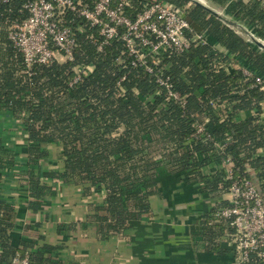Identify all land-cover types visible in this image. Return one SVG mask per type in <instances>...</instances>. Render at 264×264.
Returning <instances> with one entry per match:
<instances>
[{"label": "trees", "instance_id": "16d2710c", "mask_svg": "<svg viewBox=\"0 0 264 264\" xmlns=\"http://www.w3.org/2000/svg\"><path fill=\"white\" fill-rule=\"evenodd\" d=\"M25 1L9 0L0 16V111L10 110L26 125L28 161L21 175L29 187L28 207L37 211L42 206L51 179L104 191L103 201L92 204L81 222L84 227L95 226L105 239L125 233L134 221L150 213V197L159 191L164 175L171 174L200 184L197 189L214 200L202 221L209 241L224 228L235 232L231 219L218 217L219 222H210V214L231 205L222 198L231 184L226 168L204 169L229 157L235 176L253 180L264 196V83L255 85L254 78L231 66L236 57L264 74V51L190 0H166L184 7L207 40L192 43L181 53L167 51L161 63L153 65V73L131 65L120 38L99 51L90 38L97 29L87 25L77 32L73 59L34 64L26 71L23 54L9 39L6 23L29 16ZM210 1L264 39L260 2ZM151 2L132 0L130 12L135 17ZM83 66L89 70L71 86L76 69ZM160 70L170 76L179 99L156 82ZM201 124L211 138L194 136ZM50 142L62 147V170H41ZM16 165L15 152L0 141V264H19L15 259L25 257L28 264H69L60 248L49 242L37 244L33 238L22 237L19 245L13 243L17 211L1 192L4 170ZM224 220L229 226H223ZM71 226L76 225L67 227Z\"/></svg>", "mask_w": 264, "mask_h": 264}, {"label": "crops", "instance_id": "0c3cea01", "mask_svg": "<svg viewBox=\"0 0 264 264\" xmlns=\"http://www.w3.org/2000/svg\"><path fill=\"white\" fill-rule=\"evenodd\" d=\"M216 44V43H215ZM221 48L220 45H216ZM262 51V50H261ZM232 68H237L236 57ZM0 141L15 152L17 165L4 170L2 198L14 205L16 223L11 230L13 243L22 237L36 243L49 242L60 248L62 258L69 264H237L238 253L232 238L234 232L224 228L213 241L202 232V221L215 203L197 187L171 174L164 175L159 191L150 197L151 211L134 221L123 234L101 239L95 226L84 227L82 222L92 204L101 203L104 191L48 180L49 191L37 210L28 207L29 187L23 174L27 167L28 133L24 119L10 110L0 111ZM47 157L42 171L64 168L62 147L58 142L46 145ZM217 164L205 172L216 171ZM229 199L228 193L222 194ZM211 221H220L218 214H210ZM226 219V218H225ZM225 221V220H224ZM70 224L76 226L67 227ZM226 221L223 223L225 227ZM229 226V225H228Z\"/></svg>", "mask_w": 264, "mask_h": 264}, {"label": "built area", "instance_id": "2783aa9c", "mask_svg": "<svg viewBox=\"0 0 264 264\" xmlns=\"http://www.w3.org/2000/svg\"><path fill=\"white\" fill-rule=\"evenodd\" d=\"M256 1L264 8V0ZM8 2L0 0V16ZM23 6L29 16L7 19L6 23L9 39L23 54L26 71H31L34 64L50 65L73 59L78 46L77 32L83 30V25L97 29V35L91 34L90 38L99 51L120 38L131 65L144 67L150 73L167 51L181 53L192 43L207 40L205 33L197 32L187 21L184 7L166 0H152L135 17L130 12L132 0H26ZM76 22L77 27H73ZM236 63L245 76L255 79V85L264 83V74L241 61ZM88 70L85 66L77 68L70 85L80 81L82 72ZM156 76V82L165 87L170 96L180 98V94L172 89L170 76L161 70ZM194 136H202L203 140L211 138L205 124L198 127ZM221 166L226 168L227 178L231 180L227 189L231 205L222 209L218 216L231 219V225L236 229L232 238L238 253L237 264H264V196L253 180L235 176L231 158L224 159L218 165ZM15 262L28 264V258H16Z\"/></svg>", "mask_w": 264, "mask_h": 264}, {"label": "water", "instance_id": "95a60500", "mask_svg": "<svg viewBox=\"0 0 264 264\" xmlns=\"http://www.w3.org/2000/svg\"><path fill=\"white\" fill-rule=\"evenodd\" d=\"M206 1L210 3L211 5L204 4L203 2L199 0H190L192 4L201 6L203 9L208 11L210 14L216 16L227 26L235 30V32L239 34L241 37H243L245 40L251 42L252 44H255L260 50L264 51V39L259 37L252 28L248 27L244 22H241L240 20H237L233 16L227 14L225 9L221 7L222 10L224 11V14H222L221 11H219L218 9L219 6H217L210 0H206ZM187 21L197 32L199 33L203 32L202 28L199 25H197L192 20L191 17L187 16ZM248 28L252 29L253 32L249 31Z\"/></svg>", "mask_w": 264, "mask_h": 264}, {"label": "bare ground", "instance_id": "6f19581e", "mask_svg": "<svg viewBox=\"0 0 264 264\" xmlns=\"http://www.w3.org/2000/svg\"><path fill=\"white\" fill-rule=\"evenodd\" d=\"M199 1L203 2L204 4L209 5V3L206 0H199ZM248 30L251 31V32H253L252 29H250V28H248Z\"/></svg>", "mask_w": 264, "mask_h": 264}, {"label": "rangeland", "instance_id": "374dc122", "mask_svg": "<svg viewBox=\"0 0 264 264\" xmlns=\"http://www.w3.org/2000/svg\"><path fill=\"white\" fill-rule=\"evenodd\" d=\"M210 4V3H209ZM211 5V4H210ZM213 6V5H212ZM214 7H216V6H214ZM218 9H219V11H221V13L222 14H224V11L222 10V8L221 7H218Z\"/></svg>", "mask_w": 264, "mask_h": 264}]
</instances>
